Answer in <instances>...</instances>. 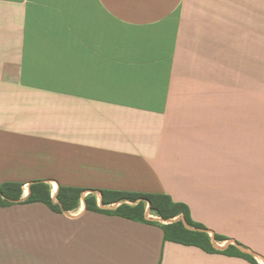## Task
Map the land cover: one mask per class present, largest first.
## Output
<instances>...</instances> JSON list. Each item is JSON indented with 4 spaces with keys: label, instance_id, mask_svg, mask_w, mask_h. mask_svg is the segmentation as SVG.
I'll use <instances>...</instances> for the list:
<instances>
[{
    "label": "crops",
    "instance_id": "obj_1",
    "mask_svg": "<svg viewBox=\"0 0 264 264\" xmlns=\"http://www.w3.org/2000/svg\"><path fill=\"white\" fill-rule=\"evenodd\" d=\"M37 180L80 204L0 206V264H264V0H0V184ZM104 189L167 193L257 263L88 210Z\"/></svg>",
    "mask_w": 264,
    "mask_h": 264
},
{
    "label": "trees",
    "instance_id": "obj_2",
    "mask_svg": "<svg viewBox=\"0 0 264 264\" xmlns=\"http://www.w3.org/2000/svg\"><path fill=\"white\" fill-rule=\"evenodd\" d=\"M84 189L75 186L60 185L56 194L58 202H54L49 183L37 180L29 185V195L25 194L24 184L21 182H4L0 184V206H10L16 203L42 202L56 212L72 210L79 206ZM102 203L112 206L123 201L116 208H101L96 197L91 195L85 198L88 210L115 214L137 221H147L159 224L164 231L165 240H170L185 245H196L208 252H222L225 254L239 255L257 261L246 254L237 246L231 244L223 250H219L213 244V237L207 231L204 224L195 221L191 215L189 206L184 202L175 201L167 193L154 192H130L120 190H101ZM151 214L169 222L149 220L146 218V210ZM218 241L226 237L215 234Z\"/></svg>",
    "mask_w": 264,
    "mask_h": 264
},
{
    "label": "rangeland",
    "instance_id": "obj_3",
    "mask_svg": "<svg viewBox=\"0 0 264 264\" xmlns=\"http://www.w3.org/2000/svg\"><path fill=\"white\" fill-rule=\"evenodd\" d=\"M150 218L159 219V220L162 221V222H169V220H163V219H161V218L154 217V216H150ZM43 259H46V257H44Z\"/></svg>",
    "mask_w": 264,
    "mask_h": 264
},
{
    "label": "built area",
    "instance_id": "obj_4",
    "mask_svg": "<svg viewBox=\"0 0 264 264\" xmlns=\"http://www.w3.org/2000/svg\"><path fill=\"white\" fill-rule=\"evenodd\" d=\"M150 216H154L153 214H151ZM155 217V216H154ZM151 219H154V218H151Z\"/></svg>",
    "mask_w": 264,
    "mask_h": 264
}]
</instances>
